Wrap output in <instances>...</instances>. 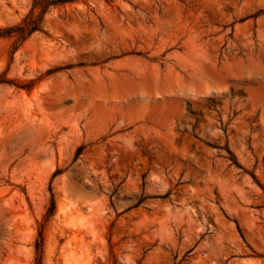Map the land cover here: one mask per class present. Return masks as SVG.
Instances as JSON below:
<instances>
[{
	"label": "rangeland",
	"instance_id": "374dc122",
	"mask_svg": "<svg viewBox=\"0 0 264 264\" xmlns=\"http://www.w3.org/2000/svg\"><path fill=\"white\" fill-rule=\"evenodd\" d=\"M0 264H264V0H0Z\"/></svg>",
	"mask_w": 264,
	"mask_h": 264
},
{
	"label": "trees",
	"instance_id": "16d2710c",
	"mask_svg": "<svg viewBox=\"0 0 264 264\" xmlns=\"http://www.w3.org/2000/svg\"><path fill=\"white\" fill-rule=\"evenodd\" d=\"M48 1L49 0H35V3L45 5ZM38 29V24L35 18H32L30 15L22 19L21 22L17 25H12L4 28L0 27V36H9L13 32H15L20 37H24Z\"/></svg>",
	"mask_w": 264,
	"mask_h": 264
}]
</instances>
